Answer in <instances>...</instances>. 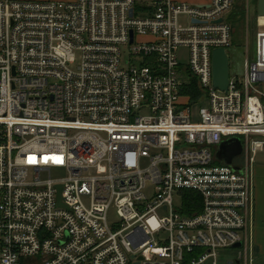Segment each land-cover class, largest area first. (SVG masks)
<instances>
[{"label": "built area", "instance_id": "2783aa9c", "mask_svg": "<svg viewBox=\"0 0 264 264\" xmlns=\"http://www.w3.org/2000/svg\"><path fill=\"white\" fill-rule=\"evenodd\" d=\"M233 7L0 0V264H218L237 243L251 264L264 15L245 79L220 91ZM235 136L241 171L216 157ZM54 168L66 176L42 178Z\"/></svg>", "mask_w": 264, "mask_h": 264}, {"label": "rangeland", "instance_id": "374dc122", "mask_svg": "<svg viewBox=\"0 0 264 264\" xmlns=\"http://www.w3.org/2000/svg\"><path fill=\"white\" fill-rule=\"evenodd\" d=\"M245 2L246 0H235L236 7H233L224 15L225 18L228 17L230 18L231 22H234L232 44L230 47H228V53L231 59V76H235L233 78L234 79L238 78L240 81H243L245 79L247 56L250 60H252L255 55L256 30H257L256 17L258 14V1L251 0L250 16H247ZM233 16H234V20L237 19L236 22L233 21ZM179 23L187 26L189 24V18L185 15H182L179 17ZM123 48L124 51L128 50L127 47H123ZM183 52H185V50H183ZM124 58L125 55L123 56V59ZM71 67L76 68L77 66L71 65ZM244 160L245 158L242 156L236 158L235 162L244 163ZM263 161H264V149L256 154L255 161L252 164L253 168L255 167L256 164L261 163ZM66 174L67 173L65 170L54 168L51 172L48 171L44 172L42 174V178H47L51 176L52 178L58 179L65 177ZM146 192L148 195L152 196L153 193L152 187L150 186L146 190ZM190 193L191 192H188L187 194ZM174 203L177 208L183 209L182 196L176 194ZM160 214L163 215L164 212H160ZM109 220L111 224L118 220L115 208H112V210L110 211ZM240 254H242L241 257ZM250 257L252 259L251 264L257 263L258 259L255 258L254 253H252V256L250 254ZM248 259L249 258L245 255L243 249H225L220 251L219 253L218 264H246V261ZM206 264H212V261H209Z\"/></svg>", "mask_w": 264, "mask_h": 264}, {"label": "water", "instance_id": "95a60500", "mask_svg": "<svg viewBox=\"0 0 264 264\" xmlns=\"http://www.w3.org/2000/svg\"><path fill=\"white\" fill-rule=\"evenodd\" d=\"M258 13L264 15V0H258ZM231 59L228 51L224 47H218L213 51V84L220 91L227 92L230 87ZM243 144L239 137H231L220 144L216 157L220 161L233 165L235 170L241 171V167L234 164L235 159L243 154ZM242 243H237L234 247L242 248ZM242 254H240V257Z\"/></svg>", "mask_w": 264, "mask_h": 264}, {"label": "crops", "instance_id": "0c3cea01", "mask_svg": "<svg viewBox=\"0 0 264 264\" xmlns=\"http://www.w3.org/2000/svg\"><path fill=\"white\" fill-rule=\"evenodd\" d=\"M193 1L207 2L209 0ZM260 20L261 22H264V17H262ZM252 173L254 202L252 210V220L250 225L252 237L250 246L252 247V250L249 254H251V256L252 253L255 254V258L258 259L257 263L255 264H264V161L256 164L254 168L252 166ZM231 249L240 248L233 247Z\"/></svg>", "mask_w": 264, "mask_h": 264}, {"label": "trees", "instance_id": "16d2710c", "mask_svg": "<svg viewBox=\"0 0 264 264\" xmlns=\"http://www.w3.org/2000/svg\"><path fill=\"white\" fill-rule=\"evenodd\" d=\"M242 13V12H241ZM243 14H244V12H243ZM237 20V19H236ZM236 20H234V16H233V21H235L236 22ZM234 23V22H233ZM234 25V24H233Z\"/></svg>", "mask_w": 264, "mask_h": 264}, {"label": "bare ground", "instance_id": "6f19581e", "mask_svg": "<svg viewBox=\"0 0 264 264\" xmlns=\"http://www.w3.org/2000/svg\"><path fill=\"white\" fill-rule=\"evenodd\" d=\"M262 17H264V16H261L260 19H261ZM260 21H261V20H260ZM261 23H264V22H261Z\"/></svg>", "mask_w": 264, "mask_h": 264}]
</instances>
